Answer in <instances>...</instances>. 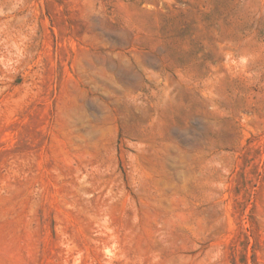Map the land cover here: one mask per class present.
I'll return each instance as SVG.
<instances>
[{
	"label": "rangeland",
	"instance_id": "obj_1",
	"mask_svg": "<svg viewBox=\"0 0 264 264\" xmlns=\"http://www.w3.org/2000/svg\"><path fill=\"white\" fill-rule=\"evenodd\" d=\"M0 264H264V0H0Z\"/></svg>",
	"mask_w": 264,
	"mask_h": 264
}]
</instances>
